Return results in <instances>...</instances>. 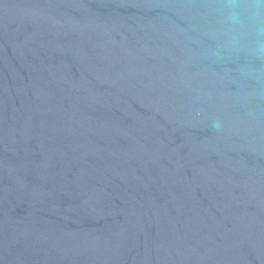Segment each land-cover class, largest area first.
<instances>
[{"label":"water","instance_id":"1","mask_svg":"<svg viewBox=\"0 0 264 264\" xmlns=\"http://www.w3.org/2000/svg\"><path fill=\"white\" fill-rule=\"evenodd\" d=\"M0 264H264V5L0 0Z\"/></svg>","mask_w":264,"mask_h":264},{"label":"clouds","instance_id":"2","mask_svg":"<svg viewBox=\"0 0 264 264\" xmlns=\"http://www.w3.org/2000/svg\"><path fill=\"white\" fill-rule=\"evenodd\" d=\"M258 4L259 5H264V0H258ZM229 20L233 23H236L239 21V14L237 11H235V9L233 8L230 12H229V16H228Z\"/></svg>","mask_w":264,"mask_h":264}]
</instances>
